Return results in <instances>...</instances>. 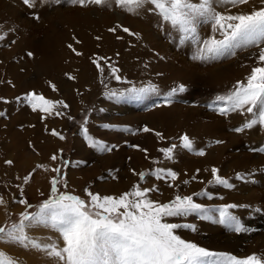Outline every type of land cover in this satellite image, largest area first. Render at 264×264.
I'll list each match as a JSON object with an SVG mask.
<instances>
[{"label": "rangeland", "instance_id": "374dc122", "mask_svg": "<svg viewBox=\"0 0 264 264\" xmlns=\"http://www.w3.org/2000/svg\"><path fill=\"white\" fill-rule=\"evenodd\" d=\"M193 2H198V0H193ZM222 2L220 0H217V10L220 12L232 11L233 13H236L235 10L239 8L241 9L246 6L241 5L238 7H233L230 4H223ZM3 3L7 5V9L2 8V6H4ZM249 4H247V8L251 6H253L254 8L264 6L262 5L261 0H250ZM151 8V5H145L142 9L137 10L138 14H133L129 13L122 7H118L115 3V0H109L108 4L105 5L86 3L85 6H81L78 3H73L72 0H59V3H57L56 0H48L47 3H44L43 0H36L35 8H28L23 4L22 0H0V36H6V33L9 32L7 34L13 37L11 38L10 36H7V38L0 40V62L4 61L2 53H5V51L11 49L14 44L18 43L21 40L24 35L26 37L27 33L29 35L31 34L32 38L34 37V39L39 40V38H43L46 33L50 32V30L51 32H53L54 28L57 29L58 32H65L64 30L67 29L69 20L60 23L61 21L55 16L56 11H62V13L64 12L65 14H67V16H72L74 14V11L78 9L83 11L92 10L91 19L94 18L97 21L103 20V22L101 23V25L103 24V30L101 34L99 32L89 33L88 31L87 35H90V44H92L90 45L92 48L91 53L93 52L92 55L97 56L92 57L95 60L98 57L105 58L104 60L99 61V63L101 62L102 64H106L105 69L108 72H106V78H108H104V82L106 80L104 90L107 89L111 94L115 93L116 95H120L121 92L126 94V90L132 87H144L141 86L143 85L142 82H139L137 85H133L131 84L133 81L129 83V80H127V78L124 79L127 76L129 77L128 79L133 80H136L138 77H140V80L142 78H147V76H144L143 73L136 74L132 72H127V76L125 75L124 77L123 75L126 72L125 69L127 68L128 62H130L131 65L134 66H141L142 71L147 70L148 65H150L152 69L154 68V70H156L155 80H157V82H155V84L152 83V85H155L158 88V92L150 93L140 101L127 99H121L118 101L114 98L109 97L108 99H106V101L110 100L109 104H111V108H107L106 105L100 106L101 111H103L104 114H98L95 116H93L92 107L94 106L96 108L97 104L93 100L87 101L83 98H75L74 104H78V108L76 109L74 105L71 106L68 103V100L70 99L67 98V96L71 97L70 94L63 97L60 94H56L53 98V93L56 92V90H51V94L47 97V99L53 101H63L68 105V107L64 108L63 106L57 105L56 110L61 113V115L59 116L42 112L39 110V108H37V117H43L45 118V120L42 119V121H39V124L34 123L36 125H32V127L29 129L28 135L30 141L28 142V145L26 147L27 149L25 150V157L20 160L21 167H16L17 161L12 158V153L10 155L6 153V151H4L2 148H0V160L2 161H0V163H2V166L0 167V198H2L3 200V203H0V226H10L12 223H18L20 214L22 212L38 211L39 206L45 200H48L51 195V181L54 177L59 181L57 187L60 192H67L72 195H77L84 200L90 199L87 195L86 190L92 193H98L101 196H119L124 192L130 191L133 186L137 184H139L140 186L153 184V188H159L158 191L148 193V196L150 199L159 201L160 203H167L173 200L177 195H186L183 194V191L187 189L183 187L179 188L177 186L175 190L172 187H169V183L165 182L167 180L160 179L164 182H161L158 185L157 183L155 184L154 182L158 181V179L155 175L152 174L156 169L159 168L168 169L167 165L169 160L166 159L164 154L159 150L161 148L170 147L174 143L178 144L179 138L175 136H169L170 139L166 138V141L160 139L161 142L157 146H155L153 153H151L152 155L147 156V158L150 157L147 161V166L140 171L146 174L143 181L140 180L137 172L135 179L132 178L131 184L127 185L126 188L122 186V181L125 182L124 175L126 174V172H128L129 174L133 172V169H131V154L135 151H140L137 148L131 147V145H138L141 149L140 145L138 143L134 144L132 140L135 138L137 131H139L141 134H146V132H143L142 129L144 127H148L145 126L147 123L146 114H148L151 110L156 111L158 116L157 119L160 116L162 117L163 123L165 124H163V127L165 126L169 128V126L167 125L169 122L172 127H182V129L185 130H187L186 128L188 127V130H195V126L192 125L193 122L194 125H199L201 121L202 123L205 122V119H203L204 117L196 115L199 112H204V114L207 113L213 116L220 115L215 110L216 107L219 106V102L216 100V94L218 97L220 94L216 92L220 91V89L222 90L223 88L222 91H224L225 94H220V96H225L230 93L231 89L237 84L238 81L244 80L242 78L235 79L234 77V84H231L230 81L229 83H221V81L215 83L211 81L212 76H209L212 68L215 66L227 65L228 69L226 70L225 75H227L229 73V70L233 67L236 68L237 66H241V68H245L246 66L242 65L243 62H241V60H243L242 55L246 54L249 60H251L250 58H252V60L250 61L252 64L253 61L256 63L255 58L258 54V48L251 47L247 49H238L235 56L221 58L214 61L202 62L193 60L192 56L197 50V43L191 41L190 39L184 40L182 42L180 39L181 34L178 31L174 30L170 24L163 22L160 16L155 11H152ZM35 15H38L40 18L35 19ZM76 15L78 16V14ZM105 16H107V18ZM81 17L82 16H79V18ZM55 19L58 21H56ZM131 19H134L136 21V25L134 23H130L131 21L129 20ZM112 28H116V31H109V29ZM123 28H128L131 33H135L136 35H129L128 33H125L123 31ZM105 33L108 35L111 34L110 36L112 37V39L111 37L106 36ZM198 33L200 41L209 39L213 35H215L217 39L222 38L219 32H213L211 23L200 24L198 26ZM32 34H34V36ZM102 36H104V39ZM97 37L102 39V42L99 41ZM117 37H119V39ZM106 38L108 39L109 44L107 43ZM92 40L93 43L91 42ZM29 53H31L32 55L30 56ZM24 55L26 56L24 61H31L33 59V53L29 50H27V52L25 51ZM109 65H111V67L119 69V71L115 75L120 76V80H116L112 75ZM206 69L209 71H207ZM69 76L72 77V75H68L67 77ZM68 80L72 82L71 80L73 79L69 78ZM205 81L209 84H207ZM233 81L234 80H232L231 82ZM126 83L129 84L127 85ZM180 85H184L186 90L183 92L177 91L172 94V89L178 88ZM214 87L218 88L216 92H214ZM59 89L61 94L66 95V92L61 89V86L59 87ZM115 89L119 91H114ZM75 91L76 90H74V92ZM186 92H188L187 95ZM214 93L216 94L214 95ZM98 95L100 96L101 92H99ZM169 96L171 99V103H165V98ZM191 96L193 97L191 98ZM3 98L4 97L0 96V103L4 102L2 101ZM26 105L27 107L29 106L28 111H31L32 113L33 109L31 108V106L29 104ZM180 109H183L186 113L188 112L186 116L184 114L183 116H179V112H181ZM6 111L7 110L3 109L2 113H6ZM158 114H160V116ZM161 114L167 115V120H169L167 123L165 117ZM190 114L193 115V117ZM232 114L236 113H230L229 115L223 117L227 118ZM136 115H140L141 117L140 124H138L141 126L130 129V126L133 127L134 125L130 124L128 121L130 120V117ZM195 116L197 119L195 118ZM8 117L9 115L0 116V122H8ZM144 117L145 119L143 120L142 118ZM190 118H192L193 120ZM170 120H178L181 123L179 124V126H177V124L172 123ZM85 121H87V123H85ZM244 124L245 121L243 120L241 127H243ZM60 125H63L61 130L58 129ZM104 125H110L112 127L105 128ZM21 126L17 127V129L23 130L25 128V125L24 127L23 125ZM3 127L4 129H6L5 127H7V125ZM163 127H161V123L158 122L157 128L151 131L152 134L160 132L163 135ZM85 128L87 129V136L84 133ZM53 131L58 133V135H53ZM180 134L182 135V132ZM78 135L85 139L82 140L80 138V141L82 140L83 142V149L80 150L76 149V137ZM60 136H63L64 139H60ZM87 137L103 141L108 146L115 145V147L111 152L102 153L98 149L91 147L89 141L87 143L86 140L89 139ZM217 139L214 144L217 143ZM3 140V136H0V147ZM262 144V147L256 149H264V142ZM246 147L249 146L247 145ZM118 150H120V153H122L116 155ZM248 151L252 153L251 148ZM254 152V154L261 153V155L264 156V152ZM53 156H56L57 159L53 160ZM106 156H109L108 162L102 163L100 160L102 158H105ZM45 159H49L48 166L46 167L48 168V177H46L48 180V187H43L40 185L38 186L34 177L36 175V172L43 165ZM7 161H12V163L8 164L6 163ZM65 162L67 163L65 164ZM138 163H140L139 165H143L142 161H138ZM263 166L264 165H262L261 167ZM54 168H59L61 170L60 173L58 174L52 171V169ZM250 168H253L254 171L255 166H252ZM262 170V172L264 173V168ZM85 171L86 173L90 172V178L86 179L85 182H83L82 186H78L76 184H74V186H71L69 178L70 175H73L74 179H79L80 174ZM29 174H31L30 179L27 183H25L24 177L29 176ZM243 175L246 176L245 172H243ZM247 176L246 179H239V181L243 184L248 185L250 184L248 182H251V180H254V178H256V176L253 175L248 179ZM149 177H151L152 179H148ZM130 181H128L127 183H129ZM181 185L183 186V184ZM110 186L112 188L111 192L106 190L109 189L108 187ZM191 191L194 192V189ZM192 196L193 198H195L194 201H199L201 197H203V195ZM223 198V196L217 195L215 196V199H207L209 202L207 205L218 207L219 205L213 203L217 202L218 200H222ZM21 199L26 200L32 207L28 208L26 205L20 204L18 201ZM193 215H195V219H197L198 215ZM181 219H179L178 217V219L175 218V221H173V218H168V221L181 224ZM181 230L184 229L177 230V234H179L178 232H180ZM26 232L30 238L42 243L56 242L61 247L63 246V240L60 238L59 234L48 227L33 226L29 229H26ZM186 232H190L191 234L195 233V235L198 234L199 237L198 240L188 241L194 242L196 244L198 243L197 245L214 252L227 253L226 251L218 250L215 246L212 245L205 246L209 243L207 232L201 231L200 233V231L198 230L192 232L189 229H186ZM224 232L232 233V231H230L229 229H227L226 231L224 230ZM245 233V236L248 237V233ZM230 251H232L230 254L234 252L243 254L246 252L244 248L239 246H236L235 249H231L228 252ZM0 252L6 254L4 257L5 260L10 257L14 259L17 264H57V261L54 258H50L44 251L33 249L31 247L25 248L18 243H13L7 240H0ZM253 254L257 256L259 255L260 257H262L263 255L264 257V252L262 251L258 254Z\"/></svg>", "mask_w": 264, "mask_h": 264}, {"label": "snow or ice", "instance_id": "6c2138e0", "mask_svg": "<svg viewBox=\"0 0 264 264\" xmlns=\"http://www.w3.org/2000/svg\"><path fill=\"white\" fill-rule=\"evenodd\" d=\"M22 2L28 8L36 7V0H22ZM43 2L47 3L48 0H43ZM56 2L59 3V0ZM72 2L81 6H85L86 3L105 5L109 0H72ZM115 3L118 7L133 14H138L137 10L145 5H151V10L155 11L163 22L170 24L181 34L182 42L190 39L197 43L198 47L192 56L193 60L214 61L235 56L238 49L258 48L256 66L252 67L245 81L237 82L229 94L216 98L219 106L215 110L222 116L230 113H248L257 117L258 113L257 118H251L243 127L235 128L236 132H243L257 124L264 125V6L254 8L251 12L231 13L218 11L217 0H198V2H193V0H115ZM224 3L238 7L249 4L250 0H224ZM261 3L264 5V0H261ZM34 18L39 19L40 17L35 15ZM202 23H211L213 32H219L222 38L217 39L213 35L209 39L200 41L198 26ZM109 31L115 32L116 28L109 29ZM123 31L129 35H136L128 28H123ZM2 39L4 36H0V40ZM68 47L76 55H81L71 44ZM29 55L32 54L29 53ZM104 59L98 57L93 61L101 73L103 67L99 61ZM109 67L115 79L120 80L121 77L115 75L119 69L111 65ZM69 78L74 79L71 76ZM51 87L54 91L56 90L54 84ZM185 90L184 85H180L172 89V94ZM156 92L158 88L150 84L148 87H132L126 90V94L121 93L119 96L112 93L110 98L118 101L121 99L140 101L146 95ZM24 99L33 111L39 108L42 112L57 116L61 115L56 110L57 105L68 107L63 101L49 100L35 93H28ZM165 103H171L170 96L165 98ZM2 115L3 113H0V116ZM104 127L112 126L104 125ZM142 131L151 132L153 130L144 127ZM84 133L87 136L86 128ZM53 135H58V133L53 131ZM155 135L161 140L164 139L160 132H156ZM88 138L90 146L102 153L111 152L115 147V145L108 146L103 141ZM60 139L64 137L60 136ZM180 140L183 149L193 150V141L188 135L181 136ZM131 147L146 151L140 149L138 145H131ZM176 148L177 145L172 144L159 151L166 159L171 160L174 158ZM252 151L264 152V149H253ZM196 154L205 155L204 151ZM52 159L56 160L57 157L53 156ZM6 163L11 164L12 161ZM52 171L59 174L61 170L54 168ZM152 174L157 179H170L171 181L178 179V173L171 169L159 168ZM138 175L141 181L145 179L144 172ZM211 175L212 180L208 181L209 184L232 187L227 179L219 175V169L213 167ZM30 176L31 174L24 177L25 183L29 181ZM237 179L243 180L246 177L238 173ZM58 183L59 181L54 177L51 181V195L39 206L38 211L22 212L18 223L0 226V240L44 251L50 258H54L57 264H264V257L255 254L239 258L230 253L214 252L185 240L177 234V230L189 229L195 232L197 231L196 226L168 221V218L196 214L202 220H210L225 225L232 232L243 233L249 229L231 211L241 205L224 204L218 207H205L203 204L196 203L192 195H177L167 203H160L148 196V193L158 191V189L143 188L139 184L119 196H101L86 190L90 199L84 200L77 195L60 192L57 187ZM184 183L187 184L188 181ZM172 186L173 184H169V187ZM194 195H205L209 199L212 198L207 192ZM18 202L28 208L32 207L26 200L21 199ZM0 203H3L2 198H0ZM33 226L48 227L56 231L63 240V246L61 247L56 242L42 243L30 238L26 229ZM5 255L0 252V264H17L10 257L5 260Z\"/></svg>", "mask_w": 264, "mask_h": 264}, {"label": "bare ground", "instance_id": "6f19581e", "mask_svg": "<svg viewBox=\"0 0 264 264\" xmlns=\"http://www.w3.org/2000/svg\"><path fill=\"white\" fill-rule=\"evenodd\" d=\"M220 1L222 2L223 0ZM222 3L224 4V1ZM6 6L7 5L4 4L2 8L7 9L8 7L6 8ZM253 9H254L253 6L247 8L246 5L243 8L241 9L239 8L235 11L249 12L252 11ZM76 14H78V16ZM91 15H92V10L83 11L78 9L74 11V14L72 16H67V14H65L64 12L62 13V11H56L55 16L57 17V19L61 21L60 23L69 20L68 27L66 30H64L65 32H58V30L54 28L53 32H51L50 30L51 33L48 32L46 33V35H44L43 38L40 39L38 37L39 40H36L34 39V37L33 38L31 37V34L29 35L27 33L28 34L27 35L23 31L26 34V37L24 35L22 37L23 39L21 38V40L18 43L14 44V46L11 49L5 51V53H2L4 61L0 62V96L4 97L2 100L4 102L0 103V112L2 113L3 109L7 110L6 113H4L5 111L3 112V115H9L8 117L9 119L8 122H4V121L0 122L1 125L0 136H3L4 138L0 148H2L4 151H6V153L10 155L12 153L11 155L13 156L12 158L17 161L16 167H21L20 160L23 159L26 155L25 150L27 149L26 147L28 145V142L30 141L28 135L29 129L32 127V125L33 126L36 125L34 123L39 124V121H42V119L45 120V118L43 117L40 116L37 117L36 111L38 109L35 111L32 110V113L35 114H32L31 111L30 112L28 111L29 106L27 107L26 104L28 103L24 99V97L28 93H35L37 95H42L44 98L47 99V97L50 96L51 94V90H53L51 85L54 84L56 86V92L53 93L54 95L53 98L55 97L56 94H60L62 97L70 94L71 97L67 96V98L70 99L68 100V103L71 106L74 105L76 109L78 108V104L77 103L74 104L75 98H83L86 99L87 101L93 100L97 104L96 108L94 106L92 107L93 116L98 114L101 115L104 114V112L101 111L100 106L106 105L107 108H111V104H109L110 100L106 101V99L110 97L111 93H109L110 91L107 89L104 90L105 82H106V80L104 82V78H106L107 76L106 74L108 73L105 69L106 64H102L100 62L101 67H103V72L101 73V71L97 68V65L93 63V61L95 60L93 57H97V56H93L92 55L93 52L91 53L92 48L90 45L92 44H90V37H89L90 35L89 36L87 35L88 31L89 33L99 32L101 34L103 30L102 27L103 24L101 25V23L103 22V20L97 21L94 18L91 19L92 18ZM79 16L82 17L79 18ZM105 17L107 18V16ZM129 21H131L130 23L132 24L133 23L135 24L136 22L134 19H131ZM7 33L6 36L4 35V38L10 36ZM32 35L34 36V34ZM105 35L111 37L110 36L111 34L108 35L105 33ZM102 37L104 39V36ZM77 41H79V43H77ZM99 41L102 42V39L99 38ZM106 41L109 44L107 38ZM91 42L93 43V40ZM69 44H71L73 48H75L78 52H80L81 55L79 56L76 55L68 47ZM27 50L33 53V59L31 61L30 60L24 61L26 58L24 54L25 51L27 52ZM242 59H243L241 60V62H243L242 65H245L246 67L245 68H241V66H237L236 68L233 67L229 70V73L227 75H225L226 70L228 69L227 65L213 67L214 69L212 68V71L209 74V76H212L211 81L215 83H218V81H221V83L222 82L229 83L230 81L231 84H234L235 79L237 78L238 79L242 78L245 81L246 77L250 74L252 67L256 66V63L253 61L252 64L250 62L252 58H250L251 60H249L246 54L242 55ZM141 69H142L141 66L140 67L134 66L131 65L130 62H128L127 68L125 69L126 72L123 75L124 77L127 72H132L136 74L143 73V75L147 76V78H142L140 80V77H138L136 80H133V79H128L129 77L126 75L127 77H125L124 79L127 78V80H129V83L133 81L131 83L133 85H137L139 82L140 83L142 82L143 85L141 86L144 87H148L150 84L152 85V83L155 84V82H157V80H155L156 70H154V68L152 69V67L148 65L147 70L142 71ZM68 75H72V77H74V79L71 80L72 82L68 80L69 79V77H67ZM232 80L234 81L231 82ZM74 83H75V87H74ZM129 83L126 84L128 85ZM60 86L61 89H63L66 92V95L61 94L59 89ZM214 88H215L214 92H216L218 88L216 87ZM233 88L231 89V91L233 90ZM74 90L76 91L74 92ZM222 90L220 89V91H217L216 93L218 94L220 93L224 95L225 92ZM114 91L117 90L115 89ZM99 92H101L100 96L98 95ZM187 93L188 92H186V95ZM216 93H214V95ZM192 97L193 96H191V98ZM216 97H218L217 94ZM180 111L181 112H179V116H183V114L186 116V114L188 113V112L186 113L183 109H180ZM158 115L160 116V114ZM161 115L165 117L167 123L169 121L167 120V115L166 114H161ZM196 115L204 117L203 119H205V122L202 123L201 121L199 125L197 124L194 125L193 122L192 125L195 126L194 127L195 130L193 129L188 130L189 127L186 128L187 130L182 129V127L174 128L171 126L169 122L167 124L169 128L165 126L163 127L164 123L162 117L160 116L157 119L158 116L155 110H151L148 114H146L147 117L144 115L147 121L145 126H148L147 128L149 129L155 130L157 128L158 122L161 123V127H163L162 128L163 137L165 138L163 140L166 141V138H169V136L171 137L175 136L179 138L178 144H176L177 148L174 149V158L169 160L167 165L168 169H171L172 171L178 173V179L176 181H171L170 179H168L165 182L169 184H173L172 188L175 190L177 186L179 188L183 187L187 189L183 191V194L186 195H190V194L194 195V193L197 192L202 193L203 191H207V193L211 195L212 197L211 199H215V196L221 195L224 198L222 200H218L217 202L213 203V204L216 203L219 206L224 204H232V203L241 205V207L232 209L231 211L234 215L238 216L241 220V223L246 228L249 229L247 231L248 237L245 236L246 235L245 232L226 233L224 232V230L226 231L228 228L225 225L214 223L213 221L210 220H202L199 216H197V219H195L196 217L193 214L187 216L186 218L179 217V219L182 218L181 224H185V223L193 224L196 226L197 230L200 231V233L201 231L207 232V236H208L207 238L209 243L205 246L212 245L215 246L218 250L226 251L227 253H231L232 251L230 252L228 251L231 249H235L236 246L244 248L246 252L243 254H239L235 252L232 253L233 255L239 258L247 257L249 255H252L253 253L258 254L261 251L264 252V173L262 172L264 166L261 167L262 165H264V156H262L261 153L254 154L255 153L254 151H252V153L248 151L250 148L253 150L262 147L263 145L262 143L264 142V125L257 124L252 128L245 129L243 132H236L234 131V129L241 127L243 120L246 123L251 118H257L258 114L257 117H253L252 114H248V113H243V114L236 113L230 115L227 118H224L223 116L220 115L213 116L207 113L204 114V112H199ZM191 116L193 117V115ZM145 117L142 119L144 120ZM140 119H141L140 115L130 117V120L128 122L134 125L133 127L130 126V129L136 128L137 126H141L138 125L140 124ZM170 121L174 124H177V126H179V124L181 123L178 120L177 121L170 120ZM5 125H7V127H5L6 129H4L3 127ZM21 125H23V127L25 125V128L23 130L21 129L22 131L17 129V127ZM62 126L63 125H60L58 129L61 130ZM181 132L182 135L180 134ZM180 135L181 136L188 135L190 137V139L193 141L192 151L183 149L181 147ZM80 138L82 140H85L83 139V137H80L79 135L76 137V149L79 150L83 149V145H82L83 142L82 140L80 141ZM216 139L217 141H220V143L214 144ZM86 141L88 143L89 139H87ZM132 142H134V144L138 143L141 149H145L146 151L140 150V151H135L131 154L132 155L131 169H133V172H131L130 174L126 172V174L124 175L125 182L122 181V186L124 188H126L127 185L132 183V178L135 179L137 172L139 173L144 167L147 166V161L150 158V157L147 158V156L152 155L151 153H153L155 146H157L161 142V140L155 134H152V132H146V134H141L139 131H137L136 136L132 140ZM247 145L249 147H246ZM120 150L117 151L116 155L122 153V152L120 153ZM199 151H204L205 155L203 156L197 155L196 153ZM108 158L109 156H106L105 158H102L100 161L102 163L108 162L109 160ZM48 160L49 159H45L43 165L36 172V175L34 176L38 186L40 185L43 187H48V180L46 178L48 177V170H47L48 168H46L48 166ZM138 161L139 162L142 161L143 165L142 164L139 165L140 163H138ZM1 166L2 163H0V167ZM252 166H255L254 171L253 168H250ZM213 167L219 169V175L228 180L229 184L232 185L231 188H227L223 185H219L215 183L213 184L208 183V181L212 180L211 169ZM243 172H245L246 176L249 175L247 176L248 179L253 175L256 176V178H254V180H251V182H248L250 183V184L247 183L248 185L243 184L239 181V179H237V174L239 173L243 175ZM89 173L90 172L86 173V171L82 172L80 174L79 179L77 178L74 179V176L70 175L69 178H70L71 186H74V184L78 186L79 185L82 186L83 182H85L86 179L90 178ZM193 177H195V179H193ZM148 179H152V178L149 177ZM128 181L130 182L127 183ZM184 181H188V183L185 184ZM161 182L164 181L158 179V181L154 183L155 184L157 183L158 185ZM181 184H183V186ZM141 187L153 188V184L152 185L148 184L145 186L141 185ZM108 188L109 189L106 190L111 192L112 191L111 186ZM193 189L194 192L191 191ZM194 199L195 198H193V200ZM207 199H209L208 196L203 195V197H201L200 199L201 201L199 200L195 202L203 204L205 207H215L212 205H207L209 203ZM174 219L175 218H173V221H175ZM176 219H178V217H176ZM178 233H179L178 235H180L185 240H198L199 238L198 234L195 235V233L191 234L190 232H186V229L181 230Z\"/></svg>", "mask_w": 264, "mask_h": 264}]
</instances>
